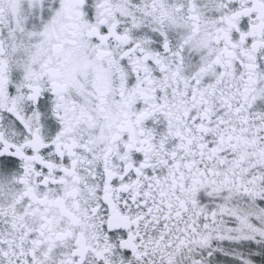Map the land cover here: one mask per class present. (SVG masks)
I'll return each mask as SVG.
<instances>
[{
	"label": "snow or ice",
	"instance_id": "snow-or-ice-1",
	"mask_svg": "<svg viewBox=\"0 0 264 264\" xmlns=\"http://www.w3.org/2000/svg\"><path fill=\"white\" fill-rule=\"evenodd\" d=\"M0 264H264V0H0Z\"/></svg>",
	"mask_w": 264,
	"mask_h": 264
}]
</instances>
